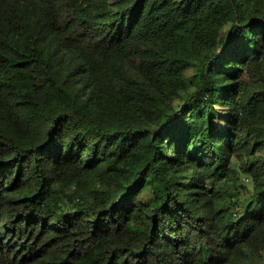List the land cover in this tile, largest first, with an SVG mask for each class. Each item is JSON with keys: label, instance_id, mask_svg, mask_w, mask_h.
<instances>
[{"label": "trees", "instance_id": "obj_1", "mask_svg": "<svg viewBox=\"0 0 264 264\" xmlns=\"http://www.w3.org/2000/svg\"><path fill=\"white\" fill-rule=\"evenodd\" d=\"M263 244L264 0H0V264Z\"/></svg>", "mask_w": 264, "mask_h": 264}, {"label": "rangeland", "instance_id": "obj_2", "mask_svg": "<svg viewBox=\"0 0 264 264\" xmlns=\"http://www.w3.org/2000/svg\"><path fill=\"white\" fill-rule=\"evenodd\" d=\"M190 74L191 72L189 71L187 73V76L189 77ZM247 158H248L247 154H245L244 152H240L233 158V167H236L237 169H239V166L243 164L244 162H246ZM240 184L231 190V194H227L228 201H232V200L242 201L252 191L253 184L250 178L243 177ZM236 210L239 216H244L245 210L241 205L237 206ZM252 249H253L252 246H249L248 248H246V252L244 251V254L248 255L249 257H246L245 255L238 256V258H236L235 260V263L236 264H264V244L262 247L256 248L255 251H252Z\"/></svg>", "mask_w": 264, "mask_h": 264}]
</instances>
